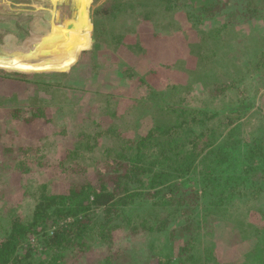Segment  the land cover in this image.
<instances>
[{"label":"trees","instance_id":"16d2710c","mask_svg":"<svg viewBox=\"0 0 264 264\" xmlns=\"http://www.w3.org/2000/svg\"><path fill=\"white\" fill-rule=\"evenodd\" d=\"M210 1L217 9L225 6V2ZM244 1L242 13L224 15L225 29L193 28L197 41H187L186 34L177 45L170 40L182 30L171 13L183 11L180 0H106L93 13V47L83 51L80 59L96 60L95 54L109 46L128 52L133 43L126 44L127 33L141 24L152 27L153 32L143 28L142 37L155 46L138 45L135 64L123 61L117 71V83L122 86L106 92L74 88L64 74H23L67 70L78 52L54 53L53 65L0 66L24 71L0 72V144L10 157L6 180L0 179V264H187L192 258L182 255L191 240L180 244L173 256L139 258L133 248L145 236L158 240L166 230L173 235L196 225L200 232L210 223L209 216L222 218L218 212H235L239 206L235 198L250 192L251 199H257L264 192V182H258L264 179V136L249 140L238 132L245 121L238 120L248 111H262L264 120V92L255 100L225 99L233 88L252 89L264 67V48H258L251 60L243 62L245 54L241 56L248 47L245 42L254 40L257 48L264 45V35L243 34L245 27H236L251 20L247 15L263 11L264 0ZM184 15L189 19L187 12ZM238 37L242 39L233 47ZM68 57L71 63L65 64ZM108 57L101 64L111 62ZM239 62L253 70L241 74L243 63ZM149 64L151 68L145 70ZM50 66L54 68L44 69ZM162 69L166 80L175 73L183 80H167L164 84H170L160 89ZM234 72L248 77L250 86L237 87L242 80L235 79ZM5 83L19 86L20 91L4 96ZM72 90L92 97L93 103L78 122H62L65 113L74 116L72 109L78 104L67 100ZM25 94L27 99L19 101ZM16 98L19 102H13ZM256 99L262 104L256 106ZM95 110L96 116L91 114ZM245 124L244 132H248L251 121ZM47 145L57 146L58 155H39L50 151ZM240 146L244 151L239 159ZM50 164L54 168L47 171ZM199 207L200 219L193 220L192 213ZM257 212L264 220V214ZM179 216H184L182 226L169 228ZM236 219L239 230L229 245L250 242L243 261L227 264H264V222L260 217L257 225ZM205 235L199 234L196 240L192 236L197 241L193 245L203 247L197 264H219L213 261L211 244L204 250ZM148 244L151 250L157 249L155 241ZM212 245L217 247L215 239Z\"/></svg>","mask_w":264,"mask_h":264},{"label":"rangeland","instance_id":"374dc122","mask_svg":"<svg viewBox=\"0 0 264 264\" xmlns=\"http://www.w3.org/2000/svg\"><path fill=\"white\" fill-rule=\"evenodd\" d=\"M225 2V6L221 7L220 9L216 8V5H212V1L209 2V0H180L184 5L181 6L179 9L183 10L179 12L176 10L175 13H171L172 19L178 21L179 28L182 30V34L180 36H177L176 38H173L170 40L172 44H177L179 42V39L183 38L186 34H188L187 41L195 42L197 41L196 38L198 36L196 35V30H209L211 28H222L223 24L226 23L225 14L230 11H240L242 13L243 6H245L244 0H218ZM106 2V0H0V50H3L7 53H27L29 51H32L34 49L35 44L39 42L40 39L43 37H46L48 32L51 30V25H55L54 23L57 22L58 26H62L65 29L71 28L74 23L80 22V25L78 24L76 27L78 30L76 32H71L75 34L76 41L71 47L63 48V49H57L54 51V53L57 52H68V54L72 52H78L75 55L74 61L71 63L70 57L67 58L65 61V64H70L67 70L58 71V70H41V71H26L23 74H64L62 76H69L67 78L68 82H66L69 85L76 86L74 88H85L89 90H95L96 92H106L107 90H113L114 88H119L122 85H119L117 83L118 76L117 71L120 70L121 65L123 64V61L125 63L130 62L132 64H135L136 62V55L134 52L137 51V46L142 44L150 49L155 47L153 43H151L150 40H147L145 43L144 37H142V29L147 28L148 31L153 32L152 27L150 25H139L135 26L130 32L128 31L127 37H126V44L133 43L131 47L129 48L128 52H123V48L121 47L118 50L113 49L112 46L109 47H103L101 50H99L98 54H95L94 57H96V60L92 59V57L85 56V58L82 60L80 59L81 54L83 51H87L92 49L94 44V34H93V13L97 11L98 8L102 6V4ZM211 6V8H210ZM82 10V11H81ZM56 12L58 13V18L55 15ZM184 12H187L189 15V19L184 17ZM264 13V10L259 11L258 14L254 15H247L248 18H251V20L248 19V21L242 24H237L236 27H239V25H242V27H245L244 30H242L243 34H257V35H264V16H260ZM124 16H127V13L124 14ZM161 16V14H160ZM246 16V15H245ZM163 18H167L168 16H162ZM238 18V16L236 17ZM194 19H197L194 23ZM120 20V21H119ZM118 20V24H116L119 27V23H121L122 19ZM127 20V19H126ZM55 21V22H54ZM129 22V20L127 21ZM105 24V21H103ZM150 23L152 24V21L150 20ZM72 24V25H71ZM72 27V28H76ZM45 30V31H44ZM70 30V29H69ZM126 30V29H125ZM154 30L156 31L155 27ZM127 31V30H126ZM46 33V34H45ZM237 34V33H236ZM244 38V37H243ZM240 37L235 38L232 41V46L236 47L240 41ZM259 40V38L257 39ZM243 42V41H242ZM141 43V44H140ZM149 46H147V45ZM245 44H248V47L245 46V51L241 56H243L245 61L251 60V58L257 56L258 48H264V45H261L256 48V42L254 40H248L245 42ZM27 45V46H26ZM27 47V48H26ZM132 48V49H131ZM184 52L187 50V47L184 46ZM259 49V50H260ZM54 53L52 54V58L54 57ZM108 53V54H107ZM150 53L147 54L149 56ZM108 55L111 59V62H104V64H101L102 60L105 59V56ZM110 55L117 58V60H114L110 57ZM156 60L155 58L150 59L149 63ZM235 62V61H234ZM239 62V63H243ZM54 61L51 64L46 65H53ZM1 65H7L5 63ZM245 64H242L243 67V73L241 74H249L253 70L252 66H244ZM11 66V65H9ZM36 66H42V65H29L30 68L36 67ZM227 66V65H226ZM15 66H13L14 68ZM54 68L53 66L47 67L44 69H51ZM144 68V67H142ZM151 68V65H147L145 70ZM0 72L5 73H20L24 71H16V70H7L0 68ZM263 68L259 69V81L258 78L256 81H254L255 86L252 89H249V91L242 92L241 89H231L229 94L225 97L227 100H234L236 98L246 97L251 98L255 100V98L260 95L262 92H264V71ZM4 70V71H3ZM227 73L232 74V70H229L227 67ZM142 71V69H140ZM241 71V70H240ZM28 72V73H27ZM174 74V73H172ZM171 74V75H172ZM233 75L235 76V79L239 78L241 79V84L237 87L243 88L245 84L246 86L249 85V79L248 77H245L240 75V72L236 73L234 72ZM160 80L158 83V86L163 88L167 84H164L167 80L175 81L176 80H183V77L179 76L178 74H174L173 76H170L171 79H167L163 77V69L161 70ZM247 76V75H246ZM241 77V78H240ZM2 77L0 76V80ZM186 79L182 82L184 83ZM176 82V81H175ZM23 88H26V86ZM254 90L255 93H254ZM20 91L19 86H9V83H5V89H4V96H9L16 94ZM197 96H200V92L198 89L195 91ZM254 97V98H253ZM27 95H23L20 100H26ZM77 99V100H76ZM80 99V100H78ZM71 105L74 103H78L75 108L72 109L71 113L74 116L68 115L65 113L63 117L61 118V121L63 122H71L72 120L75 122H78L81 118H83L88 112V108H90L89 104L92 102V97L87 98V95L83 96V93L80 91H74L72 90L71 93L68 95L67 99ZM14 100L13 102H19ZM125 103V102H124ZM16 103H13V106ZM256 106H259L262 104V100L256 99L255 101ZM12 105V104H11ZM19 108V107H17ZM259 108V107H258ZM262 111H248V113L245 114V116H241L242 118L238 120V123L240 120H245L242 124V128L239 126L238 132H241V134L245 135V138L247 139H253L256 137L264 136V131L262 128L264 125V120L261 117ZM92 115H98V111L95 110L94 113H91ZM243 114V113H242ZM252 116V118L249 120V117ZM234 117V116H233ZM233 117H229L231 120ZM22 118V117H21ZM251 121V128L248 130V132H244V126H246L245 122ZM237 122V121H236ZM20 128H23V124L20 123ZM247 130V128H246ZM9 135V134H8ZM28 137V136H26ZM48 144V143H47ZM50 151H42L39 155L41 156H50L51 157L56 153L58 155V147L54 146L51 147L49 145L46 146ZM5 146L4 144H0V179L6 180L7 171L5 170V166L7 163L9 164V156L8 154H5L6 151L4 150ZM240 149L238 150L240 153L244 151V147L240 146ZM239 154V159L242 157L243 154ZM38 155V156H39ZM48 158V157H45ZM40 159V156H39ZM54 168L53 164L48 165L47 171H52ZM261 174V173H259ZM249 173L247 176H250ZM256 178V177H255ZM255 178L252 177V182H255ZM257 179V178H256ZM9 185H12V179L9 177L8 179ZM258 182H264L263 180H259ZM17 183L14 185L16 186ZM247 185V184H245ZM13 186V185H12ZM251 187H256L254 184L250 185ZM15 192H18V188H14ZM253 193L247 192L246 195L242 197L235 198V201L238 203V207L235 210V212H218L217 216L220 215L222 218L217 217H208V223L205 228H202L201 231H198V228L196 225H194L189 232H177L173 235L169 234V230H166L165 232H160V236L158 237V240L146 238V236L141 239L138 243L135 245L131 243V245H134L133 252L136 253L139 258L142 257H149L158 254H165L173 256L174 253L176 254L178 247L180 244H183L185 240H191L186 247H189V250L185 252L182 257L185 259L188 255L194 259L193 264H197L198 262L201 263L202 253H203V247L199 246L198 244L193 245V242L198 237L199 234L205 233L206 235V245L204 250L210 246L212 247V251L215 250V260L218 261L219 264H227L230 263L231 260H239L243 261L245 256V253H247V243L244 244H235V247H232L229 245V242L233 241V233L239 230V226H236L237 219H245L247 221H250L251 223H254V225L258 224L259 217L264 222L263 218L258 214L257 210L264 214V192L257 196V199H251ZM147 205L149 203L146 202ZM141 206V204H139ZM138 206V207H139ZM143 206V205H142ZM188 208H194V206H187ZM187 208V209H188ZM200 207L198 211L192 213V219H200ZM239 214H241L240 218L237 217ZM261 214V215H262ZM184 216H179L180 219L173 222L169 228L172 226H182L181 219H183ZM258 217V218H256ZM264 217V215H263ZM189 218V217H188ZM216 220L215 222H211L212 220ZM206 222V221H205ZM180 226V227H181ZM178 229V228H177ZM209 231V232H208ZM192 236L195 237V240L192 239ZM214 239L217 243V247L215 248V245L213 246ZM249 239V238H248ZM155 241L156 242V248L151 250L149 248L150 242ZM184 245V246H185ZM185 247V248H186ZM192 260L188 259L187 264H191ZM212 262V261H211ZM211 264V263H210Z\"/></svg>","mask_w":264,"mask_h":264},{"label":"bare ground","instance_id":"6f19581e","mask_svg":"<svg viewBox=\"0 0 264 264\" xmlns=\"http://www.w3.org/2000/svg\"><path fill=\"white\" fill-rule=\"evenodd\" d=\"M54 24L55 25H51V30L48 32L47 36L40 39L39 42L35 44L32 51L27 53H7L0 50V62L5 64L16 63L20 65L51 64L53 62L52 54L55 50L68 48L74 44L76 41L75 34L71 32H76L78 30L76 26L78 24L80 25V22L78 21V23L71 24L72 27L76 28L71 27L68 29H65L66 27L63 28L62 26H58L57 22Z\"/></svg>","mask_w":264,"mask_h":264},{"label":"flooded vegetation","instance_id":"af4514ba","mask_svg":"<svg viewBox=\"0 0 264 264\" xmlns=\"http://www.w3.org/2000/svg\"><path fill=\"white\" fill-rule=\"evenodd\" d=\"M55 15H56V16H57V18H58V16H59V15H58V13H57V12H56V14H55Z\"/></svg>","mask_w":264,"mask_h":264}]
</instances>
